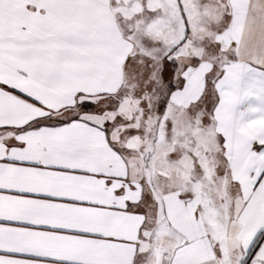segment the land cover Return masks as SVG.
I'll use <instances>...</instances> for the list:
<instances>
[{
    "label": "snow or ice",
    "instance_id": "snow-or-ice-1",
    "mask_svg": "<svg viewBox=\"0 0 264 264\" xmlns=\"http://www.w3.org/2000/svg\"><path fill=\"white\" fill-rule=\"evenodd\" d=\"M0 264H264V0H0Z\"/></svg>",
    "mask_w": 264,
    "mask_h": 264
}]
</instances>
